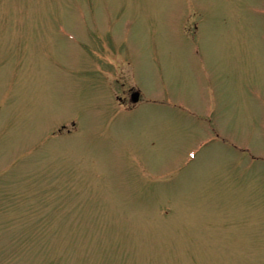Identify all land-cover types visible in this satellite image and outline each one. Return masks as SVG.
Listing matches in <instances>:
<instances>
[{
  "label": "rangeland",
  "instance_id": "rangeland-1",
  "mask_svg": "<svg viewBox=\"0 0 264 264\" xmlns=\"http://www.w3.org/2000/svg\"><path fill=\"white\" fill-rule=\"evenodd\" d=\"M0 264H264V0H0Z\"/></svg>",
  "mask_w": 264,
  "mask_h": 264
},
{
  "label": "water",
  "instance_id": "water-1",
  "mask_svg": "<svg viewBox=\"0 0 264 264\" xmlns=\"http://www.w3.org/2000/svg\"><path fill=\"white\" fill-rule=\"evenodd\" d=\"M137 100V93H133L132 95H131V101L132 102H135Z\"/></svg>",
  "mask_w": 264,
  "mask_h": 264
}]
</instances>
